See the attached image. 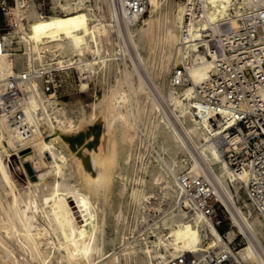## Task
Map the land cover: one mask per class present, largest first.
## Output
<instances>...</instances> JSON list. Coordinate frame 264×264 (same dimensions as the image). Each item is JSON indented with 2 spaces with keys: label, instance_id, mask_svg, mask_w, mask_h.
Listing matches in <instances>:
<instances>
[{
  "label": "bare ground",
  "instance_id": "bare-ground-1",
  "mask_svg": "<svg viewBox=\"0 0 264 264\" xmlns=\"http://www.w3.org/2000/svg\"><path fill=\"white\" fill-rule=\"evenodd\" d=\"M104 1L109 4L108 17L114 20L115 24L123 23L129 29L139 28V37L144 36L150 30L152 25L150 18L141 15L126 20L120 9V0ZM160 1L162 0H147L146 9L149 12V17L159 8ZM185 1L178 0L176 4L177 12L173 23L177 26L178 33L183 19ZM215 1L212 10L214 18H230L239 12L249 0ZM56 3L64 10V13L40 16L32 5L27 8L22 13V20L25 17L27 24L20 21L13 32H8L11 38L15 37L13 33L18 34V42H22L27 50L29 49V55L31 52L38 53L40 49L48 47L64 55L68 60L74 59L75 63L82 62V64L76 65L81 71L89 69L93 71L96 65L98 67L107 65V62L112 59L107 58L109 56L100 55L99 45L102 37L108 34L110 21L108 23L100 18H92L87 9L81 6L70 7L69 0H56ZM98 3L97 8H99ZM5 22L7 24L11 22L8 15ZM138 22H141L142 25L139 26ZM206 26V20H201L191 26L189 43L185 50L180 45V38L176 31L174 29L167 31V37L170 39L168 40L174 47L173 62L179 59L183 60L187 68V77L190 80V85L182 87L178 92H172L171 98L169 97L187 137L184 139L170 121H161L163 118L159 117L160 121L156 123V132L162 139L160 147L168 149L173 158L170 162L171 174L168 171L169 166H167L168 170L157 174L155 180H163L164 193L175 201L179 196L175 173L183 167L181 162L176 160L175 154L179 151H186L192 162L189 171L197 174L204 171L205 174L211 176L222 203L230 213L233 226L237 228L238 234H243L247 239V242L238 250L239 260L242 264H264V245H262L264 242V221L256 214L252 215L250 210L242 211V206L237 205L233 194V190L237 192L239 184L244 185L245 176L242 173L236 176L220 157L215 146L208 139L207 122L205 119H198L195 109L192 108L194 105L197 106V88L208 79L213 71L212 63L205 54V48L197 47L193 42L191 43ZM3 39L4 47L0 53V91L5 79L15 73L13 59L10 58L12 54L7 49L10 39L6 35L3 36ZM170 56L172 55L170 54ZM30 63L29 60L28 64ZM133 73L124 66L116 78V86L111 93L105 97L104 95H95V99L91 102L88 100V103L79 110L77 119H73L66 113L65 107L61 105L62 101H56L53 95L43 93L39 83L34 82L28 95L27 110L29 112L34 109L41 110L42 119L37 121L27 113L29 122L34 125L35 134L27 142L20 141L0 121V184L3 185L2 187L0 185V264H99L101 260L103 261L115 252L103 249L102 226L104 225L98 216L95 202L91 201L88 192L83 191L78 184L71 183L69 180L73 176L72 167L64 147L70 146L68 138L77 135L76 133H79V130L81 131L86 124H90V127L87 125L89 128L85 127V131L81 132H85L87 140H83V144H81L85 145L84 148L87 146L89 151L94 150L95 140H99L100 137L105 138L107 130L113 126L117 128L122 141L128 140L125 133L134 128L132 117L136 110V100L133 98L137 93L145 90L142 77L137 73L138 76L134 82ZM179 78L180 72L175 70L174 84L178 83ZM87 87L86 81H80V92L87 90ZM103 105L109 108V110L107 108L110 113L109 117L99 115V107H103ZM152 108L156 110L157 107L154 105ZM99 127L101 131H104V134H99V138L96 135L97 139H94L95 134L92 137V132L97 128L99 130ZM44 130L49 131L46 135L50 136L48 140L43 135ZM85 134L82 135L85 136ZM85 137L82 138L85 139ZM188 140L190 144L192 143L197 155H195L194 149L188 146ZM81 144L79 145L81 146ZM78 147L77 145L74 149L76 150ZM11 148L17 150L29 180L23 194L17 195L18 192L16 194L11 190L10 196H8L9 194L5 193L4 184V181L7 183V180H5L1 169V163ZM74 149L71 152H75ZM83 151L85 152V149ZM74 155L75 153L73 157L76 156ZM86 155H88L87 176L90 179L85 181L90 188V186L95 187L104 181V176L96 165L97 160L94 153L89 152ZM130 157L131 155L127 151L123 160L127 162ZM106 182L109 185V181ZM130 192L131 195L137 196L139 199L147 198L143 190L132 188ZM162 222V227L168 229L156 235L157 239L152 242V248L145 245L143 248L135 245L126 247L125 245L124 249L133 254L135 261L141 260L144 264H162L159 259L161 256L195 252L217 244L218 238L223 239L220 232L210 223L204 225L200 224L197 219H188L183 210H176ZM235 235L236 232L231 229L226 236L232 240ZM20 252L25 254V258L22 257L23 255L20 256ZM138 252H143L144 256H140ZM116 263H118V256L114 255L111 264Z\"/></svg>",
  "mask_w": 264,
  "mask_h": 264
},
{
  "label": "built area",
  "instance_id": "built-area-1",
  "mask_svg": "<svg viewBox=\"0 0 264 264\" xmlns=\"http://www.w3.org/2000/svg\"><path fill=\"white\" fill-rule=\"evenodd\" d=\"M98 0H69V6L86 8L92 18L98 19ZM215 0H186L183 19L179 27L180 45L187 49L189 31L193 24L207 21L193 42L205 48L213 71L197 88L196 104L192 106L198 119H205L206 133L220 157L238 176L244 174L245 197L250 209L264 221V0H249L230 18H214ZM40 16L64 13L55 2L46 5L44 0H0V12L11 22L0 26V53L4 47L3 36L7 27L16 29L18 23L27 24L22 13L30 6ZM147 0H120V9L127 20L145 14ZM29 54V52H28ZM31 63L26 68L8 76L0 91V121L20 141H29L34 125L27 113L41 121L39 109L27 110L28 95L33 83L38 82L43 93L55 98L61 89V77L76 71L75 60L44 47L31 52ZM87 73L91 70H84ZM180 78L187 68L179 70ZM84 78V77H83ZM44 130L43 134H45ZM179 196L176 210H183L188 219L200 224L210 223L219 232L217 244L195 252H181L175 256H161L162 264H242L238 250L243 246V234L227 238L223 224L233 226L230 213L221 201L210 175L202 171H186L176 176ZM236 203L237 200H236ZM168 228L162 227L160 231ZM151 231L153 237L154 232ZM239 237V238H238ZM146 240V246L152 245Z\"/></svg>",
  "mask_w": 264,
  "mask_h": 264
},
{
  "label": "rangeland",
  "instance_id": "rangeland-1",
  "mask_svg": "<svg viewBox=\"0 0 264 264\" xmlns=\"http://www.w3.org/2000/svg\"><path fill=\"white\" fill-rule=\"evenodd\" d=\"M37 1L41 0H33L34 5H36ZM44 2L46 5H49L50 3L54 4L56 0H44ZM98 2V18L108 23L110 21L111 24V26L108 24V34L105 37L103 36V41L101 40L100 42V55L104 57L109 56L107 58H111L112 60L108 61L105 66L101 65L98 67L96 65L95 70L89 73L77 68L74 72L62 75L61 89L56 97V101H62L63 104L61 105L65 107L66 113L73 119H77L79 110L88 103V100L91 102L95 99V95H104L105 97V95L111 93L116 86V78L124 66L134 72V82H136L138 74L142 77L145 90L137 93L133 98L136 100V110H134L132 117L134 128L129 129L125 133V137L128 138L127 141L121 140L120 134L115 126L107 130L105 138H101L99 134H104V131H101L99 127L100 131L97 128L94 130L95 132H92L93 135H91L93 137L95 134L94 139H97V135L98 138L100 137V141L98 139L95 140L96 144L93 145L94 150L92 151H89V148L86 146L88 149L86 151L87 149L84 148L85 145L82 146V144L83 140H87V136L85 132H81L85 131L84 128L87 125H90L86 124L81 131L79 130V133H76H82L86 136L82 135L85 139L82 138V141L79 143H82L81 146L76 144L73 148L68 145L64 147L69 164L72 167L73 176L69 180L71 183L75 182L78 184L83 191L88 192L91 201L93 203L95 202L98 216L102 219L104 225L102 226L104 235L103 249L104 251H115L111 256L105 258L103 261L101 260L99 264H111V259L114 255L118 256V263L116 264H144L141 260L135 261L133 254L124 249L125 245L126 247L135 245L136 247L143 248L146 246V240L150 239L155 241L157 239L156 235L162 233L160 231L163 223L162 220L169 217L171 213L176 212V200L173 201L169 195L164 193L162 188L163 180H155L157 174L160 172L169 169L168 171L171 174L170 162L171 158H173L172 153L168 149H162L160 147L162 139L156 132V123L160 121L159 117L161 116L163 118L161 121H170L184 139L187 137L177 117V111L172 101H170L172 92H178L182 87L190 85L187 74L181 76L178 83L174 84L173 82L175 70L185 67L182 59L178 58L179 60H176V63L173 62L174 47L171 41L169 42V37H167L168 29H174L179 35L178 28L173 23L174 16L177 12L176 4L178 0L160 1L159 8L150 14V17L148 16V10H146L143 17L150 18L152 25L150 30L146 32L148 34L142 37H139V28L129 29L123 23L115 24V21L108 17V2L104 0H98ZM112 22H114L113 25ZM138 23L139 26L142 25L141 22ZM0 26H5V19L1 12ZM14 30V28L7 27L4 30V34L10 39V43L7 44V49L12 54L10 58L13 59V69L16 73L26 68L29 60H31V55L26 54L29 49L27 50L22 42H18V34L13 33L15 37L11 38L8 32H13ZM84 73L86 74L84 75ZM80 81H86L88 83L87 90L83 92L79 91ZM154 105L157 107L156 110L152 108ZM103 107H99V115L109 117V108L104 105ZM47 133L49 131H45V134H43L46 140L50 138V136H46ZM187 143L191 149H194L189 140ZM77 145L79 147L77 148L78 150L76 149V152L74 148ZM110 145L111 148L113 146V150L110 148ZM80 147L85 149V152ZM73 149L75 152H71ZM127 151L131 157L125 162L123 156ZM193 151L197 155L195 149ZM89 152L94 153L97 160L96 165L104 176L103 183H100L101 187L104 182L109 181V185L106 182L107 184L105 183L106 186L104 184L102 190L100 184H97L99 186H93L94 188L92 186L88 188L89 185L85 181L90 179L87 176L88 155H86ZM72 153H75L76 156L74 155L75 157H73ZM175 158L183 165L175 173L176 178V175L189 171L192 162L186 151L177 152ZM167 166H169L168 169ZM1 169L5 175V180H7V183L4 181L6 187L5 193H8V196H10V191L12 190L16 194L18 192L17 195L23 194L28 186L29 177L20 162L17 150L15 151L14 148L10 149L8 155L4 157L1 163ZM0 185L1 187L3 186L2 184ZM239 185L237 192L233 190L235 199L238 202L237 205L242 206V211L247 212V210H250L252 215H255L246 200L243 184ZM132 188L143 190L147 198L139 199V197L131 195L130 191ZM221 228L225 231L232 229L238 234L237 228L234 226L229 227V223L223 224ZM150 230L154 232V236L147 238V236L151 235ZM242 240L244 244L247 242L246 238H242ZM262 245H264V242H262ZM149 247L152 248V246ZM17 252L19 254V251ZM138 253L140 256H144L143 252ZM20 256L25 258L23 252Z\"/></svg>",
  "mask_w": 264,
  "mask_h": 264
},
{
  "label": "water",
  "instance_id": "water-1",
  "mask_svg": "<svg viewBox=\"0 0 264 264\" xmlns=\"http://www.w3.org/2000/svg\"><path fill=\"white\" fill-rule=\"evenodd\" d=\"M81 140H82V134H77L76 136L68 138V142L70 143L71 148H73L76 144H79Z\"/></svg>",
  "mask_w": 264,
  "mask_h": 264
}]
</instances>
